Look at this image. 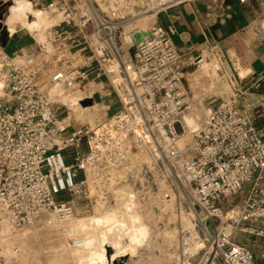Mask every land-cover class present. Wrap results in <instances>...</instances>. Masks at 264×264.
Here are the masks:
<instances>
[{
    "label": "built area",
    "instance_id": "built-area-1",
    "mask_svg": "<svg viewBox=\"0 0 264 264\" xmlns=\"http://www.w3.org/2000/svg\"><path fill=\"white\" fill-rule=\"evenodd\" d=\"M192 1H46L39 52L0 64V215L22 225L76 201L109 210L128 187L151 226L176 228L177 264H255L234 238L264 239V137L237 98L204 108L196 86L221 71L216 44L186 58L160 20ZM70 97L115 113L69 124Z\"/></svg>",
    "mask_w": 264,
    "mask_h": 264
},
{
    "label": "crops",
    "instance_id": "crops-1",
    "mask_svg": "<svg viewBox=\"0 0 264 264\" xmlns=\"http://www.w3.org/2000/svg\"><path fill=\"white\" fill-rule=\"evenodd\" d=\"M160 20L175 24L174 43L186 58L196 57L206 41L216 44L210 58V64H221L216 87L210 88L209 81L201 79L197 94L206 106L237 98L264 137V0L244 4L239 0H193ZM21 31L14 29L6 34L0 44V63L4 55L39 52L38 42ZM226 84L230 90H226ZM262 175L264 186V172ZM234 241L254 252L255 264H264L263 238L238 235Z\"/></svg>",
    "mask_w": 264,
    "mask_h": 264
},
{
    "label": "rangeland",
    "instance_id": "rangeland-1",
    "mask_svg": "<svg viewBox=\"0 0 264 264\" xmlns=\"http://www.w3.org/2000/svg\"><path fill=\"white\" fill-rule=\"evenodd\" d=\"M23 1L27 0H2L0 3V25H3L6 29H10L8 26H5L9 12L8 8L11 6L16 7ZM28 1L33 2L36 7L45 10L44 5L47 0ZM43 13L45 14V12ZM26 22H29V20H26ZM14 29L15 31L22 30L21 32L31 34L37 42L42 43L38 33L32 32L20 22L10 30ZM42 33L45 40L46 33L44 31ZM4 77L5 73L0 72L1 81ZM205 77L203 80L209 81V87L215 88L219 74L213 73L208 75L206 73ZM226 88V90H230L228 84H226ZM116 105L113 104L114 107ZM207 107L209 106L204 105V108ZM200 110H202L203 115V109ZM113 113H115V110L105 111L102 106H96L93 110L95 121L98 123L103 121L105 116L112 115ZM68 123L82 126L87 125L88 121L84 119V116L78 115L76 112L70 115ZM177 130L181 131L179 125H177ZM242 198L243 194H240L228 204L241 203ZM65 199L67 202L72 201V198L69 196H66ZM109 210L95 209L94 204L89 201H76L69 203L59 211L57 210V212L43 211L33 222L22 225H17L9 218L0 215V264H79L82 258L77 253L88 254L89 248L87 247L91 245L90 241L98 238L99 234L105 232V227L100 225L83 230L84 228L81 227L82 220L98 214L101 215ZM137 210L146 225V234L135 243L134 254L130 252L124 253L119 257L120 261L116 264H177L180 237L176 228L171 227L163 230L159 226H151L149 224H152V221L149 219L150 217L142 215L138 208ZM107 246L103 252L104 260L106 259V253L110 257L114 255V249L110 247L108 251ZM84 247L86 248L84 249Z\"/></svg>",
    "mask_w": 264,
    "mask_h": 264
},
{
    "label": "bare ground",
    "instance_id": "bare-ground-1",
    "mask_svg": "<svg viewBox=\"0 0 264 264\" xmlns=\"http://www.w3.org/2000/svg\"><path fill=\"white\" fill-rule=\"evenodd\" d=\"M8 9L9 12L5 21V26L13 29L16 24L20 22L32 32L38 33L41 42H44V34L42 32L51 26L53 20L43 8L40 9L36 7L33 2L27 0L21 2L16 7L11 6ZM43 12H45L46 15ZM26 20H29V22H26ZM10 29L5 28L6 34ZM0 86H2L1 80ZM63 101L68 104L73 113L77 112L78 115L84 116V119L92 126H95L96 121L93 115L95 107L83 108L74 97L66 98ZM187 122L191 125L193 119L188 117ZM130 197L131 193L128 187L122 188L117 202L118 208L113 207L101 215L98 214L82 220L81 227L84 228L83 230L100 225L105 227V232L99 234L98 238H94V240L90 241L91 245L87 247L89 248L88 254L77 253V255L82 258L79 264H116L120 261L119 257L124 253L130 252L134 254V245L146 234V225L136 208V203L129 199ZM106 245H108V251L110 247L114 249V255L110 257V255L106 253V259L104 260L103 252ZM85 248L86 247H84V249Z\"/></svg>",
    "mask_w": 264,
    "mask_h": 264
},
{
    "label": "water",
    "instance_id": "water-1",
    "mask_svg": "<svg viewBox=\"0 0 264 264\" xmlns=\"http://www.w3.org/2000/svg\"><path fill=\"white\" fill-rule=\"evenodd\" d=\"M6 36V30H5V27L3 25H0V44L1 42L4 40ZM96 101H100V98L99 96H96L95 97ZM93 104V101L92 100H85L82 105L83 106H91Z\"/></svg>",
    "mask_w": 264,
    "mask_h": 264
}]
</instances>
